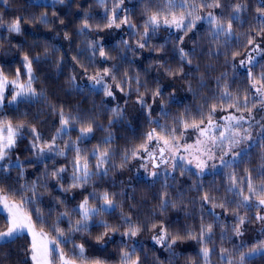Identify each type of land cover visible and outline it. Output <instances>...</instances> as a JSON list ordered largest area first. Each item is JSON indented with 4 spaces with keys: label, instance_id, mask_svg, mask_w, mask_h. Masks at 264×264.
I'll list each match as a JSON object with an SVG mask.
<instances>
[{
    "label": "snow or ice",
    "instance_id": "6c2138e0",
    "mask_svg": "<svg viewBox=\"0 0 264 264\" xmlns=\"http://www.w3.org/2000/svg\"><path fill=\"white\" fill-rule=\"evenodd\" d=\"M66 2L67 0H51L50 6L56 9L57 5H65ZM109 2L111 7L107 6ZM138 2L142 6L141 12L144 17L142 30L139 31L138 25L132 22L135 13L129 12L126 0H95V3L103 8V13L94 26L90 23L94 17L85 13L77 30L78 34L86 38L92 33L95 35L92 39H86L84 49L71 57V61L74 62L73 71L76 64L81 66L83 72L78 75L87 77L86 84L90 94L99 92L111 100H116L121 95L128 97L123 101L126 107L117 106L110 109L113 115V119L109 121L110 125L127 118V105L131 95L135 93L136 99L133 103L138 106V111L145 114V121L150 127L142 133L138 142L129 141L130 146L125 147L123 151L122 165L129 159L140 161L139 166L150 176L157 178L161 165L166 166L165 171L169 168L171 171L179 169L181 175L191 173L202 177L206 172H213L226 177L228 183L225 193L230 196L218 199L210 191L200 195L202 215L198 233L188 226H185L183 232H172L170 225L164 223L159 227L156 224L152 225L156 229V234L152 237L153 242L168 252L170 257L176 256L174 246L178 242L194 240L201 245L197 256L203 259V264H211L210 256L214 248L210 249L208 244L214 243V229L221 228L222 238L228 229V225L222 219L223 216L230 214L234 219L230 231L237 237H243L247 231L246 225L251 224L253 220L260 222V232L264 236V162L257 169L259 184L247 169L245 176H239L235 171L249 158L253 144H258L264 149V115H259L264 113V64L252 54L257 53L264 59V0H258L257 17L254 18L257 23L250 30L255 31V36H249L247 39V44L252 46L251 52L246 55L239 51L233 53L234 60L244 55L243 59L232 65L236 70H244L247 87L243 89V94H234L225 85L219 96L213 98V102L200 105L195 112L185 106L184 112L173 120L172 125L162 124L160 119L152 118L156 108L159 109L161 118L169 117V112L162 103L164 86L160 79L157 78L155 86L150 87L149 80L142 81L141 73L130 75L127 69L121 73V68L124 64L130 65L138 61L143 50L166 53L168 46L171 45L172 52L177 57V67L173 68L164 56L156 55L149 62V68L168 77L175 78L180 75L186 77L185 67L192 64L197 54V38H203L200 30L203 29L204 35L211 37L213 42H219L222 35L225 38V45L229 44L233 37L238 41L239 36L234 30V24L241 21L240 13L246 10V6L239 3L232 5L231 14L225 18L221 0H156L155 4L153 0ZM56 14L54 12V15ZM22 20L23 17H17L6 22L0 15V40L5 39V33L20 35ZM39 22L48 24L47 15H42ZM59 23L63 25L64 20L60 19ZM105 30L109 36L121 33L119 41L111 48H108L107 42L100 36ZM157 37L161 42L153 45L152 41ZM256 37H260V40L257 41ZM64 39H69L67 32L64 33ZM189 41L193 44L190 49ZM59 51L60 48H53V52ZM113 51L123 53L119 57L120 64H108L112 59L110 53ZM85 53L90 55L87 56V64H82L79 56ZM127 53H131L134 60H129ZM44 55L47 56V50ZM67 56L68 53L65 52L61 60L67 59ZM40 60V55L30 57L24 54L14 72H6L0 67V110L4 113L0 115V221H2L0 247L15 243L19 239L27 240L28 246L24 249L25 258L22 264H106V261L99 257L86 255L84 244L75 243L73 236L76 233L91 235L93 227L110 230L113 234L120 231L119 227H113L103 219H96L115 213L118 207L114 202L116 194L108 191L99 193L95 190L87 192L90 181L109 174L110 169L106 165L112 160V152L107 147L113 139L111 132L89 151L81 147V144L95 139L92 121L85 122L79 116L65 115L61 109L59 127L51 137L45 138L36 127H29L25 133L23 122L14 123L13 119H8L6 115L8 111H16L20 104H30L42 95L33 88V82L37 79L33 65ZM257 67L260 68L258 73L255 71ZM89 68L95 69L91 75L88 74ZM76 80L77 75H72L69 78V85L71 89L83 94L84 88L76 84ZM168 97L175 100V91H170ZM77 124L81 126L76 140L69 139L60 147L57 141H63L66 136L70 137L73 131H77ZM26 135L31 137L26 148L35 157L27 163L33 166L42 163L44 172L30 184L27 182L20 184L19 181L25 174V162L21 161L19 155L13 159L11 154L18 147V143L24 141ZM190 140L192 142H189ZM68 153H72L70 159ZM57 157L64 158L67 164L53 166L49 170L45 160H52L55 165ZM261 160L264 161V156H261ZM149 167L156 171H149ZM12 169L17 170L18 178L15 183L19 187H12L11 184L5 186L12 179ZM49 179L54 181L53 188L58 189L60 193H71L72 199L75 200L77 193L74 190H79V195L83 196V199L74 203L71 208L66 207L62 212L57 211L55 207L49 208L48 216H45L41 207L43 194L40 193V188L42 186L51 195L47 184ZM164 186L167 187L166 184ZM193 187L198 192L201 191L200 186ZM167 195L165 192L161 197L160 206L164 209L169 207ZM52 199L57 205L66 206L68 203L60 196H53ZM171 206L176 207L175 204ZM217 209H221L222 212L218 213ZM241 209L246 215H240ZM253 210L255 215L248 216L247 213ZM54 211L57 212L56 218L49 223ZM73 217H77L74 223ZM121 219L127 225V230L120 235L131 241L142 229L123 214ZM65 220L68 221L67 231L60 226ZM208 220L211 222H206ZM96 240L97 243L103 241L101 250H106L104 245L112 240V235L105 231L98 235ZM136 243L139 244V241ZM238 247L243 248L245 245L242 243ZM140 250H143L142 246ZM257 254L264 255V239H259L247 253L240 251L238 264H246L249 257ZM231 255L228 249L221 248L219 264H236V261L230 258ZM120 264H140L136 246L122 242Z\"/></svg>",
    "mask_w": 264,
    "mask_h": 264
},
{
    "label": "trees",
    "instance_id": "16d2710c",
    "mask_svg": "<svg viewBox=\"0 0 264 264\" xmlns=\"http://www.w3.org/2000/svg\"><path fill=\"white\" fill-rule=\"evenodd\" d=\"M156 3V0H153ZM223 7V15L227 18L232 12V5L242 4L246 6V10L240 13L241 21L234 24V30L239 36L237 41L235 37L227 45L224 44V36L219 38V42H213L212 38L204 35L203 29L200 30L203 38H197L198 46L196 55L193 58L191 65L185 67L187 76H177L175 78L166 75L158 74L156 71L149 68V62L156 55L164 56L173 68L177 67V57L172 52L171 45L168 46L166 53H155L150 50H143L138 61L132 64H124L121 68V73L125 69L130 75L141 73L142 81L147 79L150 81L149 86L154 87V82L157 78L164 86V98L162 103L165 104V110L169 112V117L161 118V113L155 105L156 110L153 113V119H160V123L173 124V120L184 112L185 106L189 107L193 112L205 103L213 102V98L219 96L225 85L234 94H243V89L247 87L244 76V70H236L233 68V63L244 58V55L233 59V53L236 51L242 54L251 52L252 46L247 44L249 36H255V31H250L256 25L258 0H221ZM129 12H134L132 22L138 25V31L142 30L144 17L141 12V4L138 0H126ZM43 5V6H41ZM51 4L39 3L35 0H0V15L3 16L6 22H10L17 17H23L21 21L22 33L8 34L5 33V39L0 40V67H3L6 72H14L16 67H19V62L24 54L30 57L37 55L41 56L39 63L33 65L34 74L37 79L33 82L37 93L42 95L38 100L29 103H22L16 111H8L6 113L8 119H13L14 123L25 124V133L29 127H36L41 131L45 138L51 137L59 127V112L63 109L65 115L71 114L85 122L92 121L94 127L95 139L91 142H84L81 147L87 148L89 151L92 147L98 144L103 138L107 137L109 132L112 134V142L107 147L112 152V160L108 167L109 174L106 177H97L90 181L87 192L93 190L102 193L108 191L115 193L114 202L118 205L116 211L112 215L97 217V220L103 219L113 227H119V232L113 234L110 230L104 228L93 227L91 235L76 233L73 240L77 244H84L86 255L90 257H99L106 261V264H120V250L123 244H132L137 247L138 255L140 256V264H203V259L197 256L201 245L194 240H185L178 242L175 245L176 256L170 257L169 253L161 249L160 245L153 242L152 237L156 234V229L152 227L156 224L157 227L161 223L170 225V231L176 232L185 230L188 226L194 232H199L201 211H200V195L205 191H210L212 195L218 199L224 198L226 195L225 188L227 187V179L222 174L206 172L204 176L197 177L191 173L180 174L179 169L171 171L169 168L165 171L166 166L161 165L159 177H152L143 168L139 166L140 161L129 159L126 164L121 163L123 151L125 147L130 146L129 141L135 143L139 141L142 133L149 129L150 125L145 121V114L138 111V106L134 105L136 99L135 93L131 95L129 104L127 105L128 115L125 120L118 121L114 124H109L113 119L110 109L113 107L124 108L123 103L128 97H118L116 100L104 97L102 93H89L88 85L86 84L87 77L80 76L79 73L83 69L79 64L75 65L73 71V61L71 57L77 55L85 47V40L92 39L95 33L90 34L87 38L78 34V28L85 13L94 17L90 23L95 24L99 21L100 14L103 13V8L99 7L95 0H67L65 5H57L53 9ZM111 7V3L107 5ZM220 11V10H216ZM54 12L57 14L54 15ZM47 15L48 24L39 22L42 15ZM60 19L64 20V24L59 23ZM206 27V26H205ZM69 34V39H64V33ZM105 32H101L100 36L107 42L108 48H111L114 43L119 41L121 33L109 36ZM191 35V33L189 34ZM109 36V37H108ZM126 39H130L125 36ZM187 40V37L185 38ZM257 41L260 37H256ZM130 42H133L130 39ZM161 42L160 38H154L153 45ZM19 45H22L20 47ZM60 48L59 52H53V48ZM192 42H188V48H192ZM211 48V54L209 49ZM47 50V56L44 55ZM67 52V59L61 60L64 53ZM113 51L110 53L112 59L108 64H120V55ZM257 57L260 63L264 64V59H261L257 53H252ZM90 53L79 56L82 64H87V56ZM129 60H134L131 53H127ZM97 59H99L97 57ZM198 66V70H197ZM95 69L89 68L88 74H93ZM255 71L258 73L260 68ZM72 75H77L76 84L84 88L83 94L79 91L71 89L69 78ZM10 78L11 75H10ZM23 79V78H22ZM135 87V85H133ZM170 91H175L176 99L172 100L168 97ZM10 108L14 106H9ZM3 110H0V115H3ZM259 115H264L260 113ZM259 115L257 119H259ZM81 125L77 124V131H73L70 137H64L63 141L58 140L60 147L64 146V142L71 139L76 140L78 129ZM255 134V129L253 130ZM30 136H25L23 142L18 143L15 151V156L19 155L21 161L25 162V174L19 183H31L32 180L40 177L44 172V165L37 163L34 166L28 164L27 161L34 160V154L26 148ZM189 142H192L191 140ZM72 153H68L69 159ZM261 156H264V149H261L258 144H253L249 152V158L241 163L235 169L239 176H245L247 169L256 183H260V178L257 175V169L260 167ZM45 162L49 166V170L53 166L59 167L67 164L64 158L57 157L56 164L53 165L52 160L46 159ZM94 163V161H93ZM114 166V167H113ZM149 171H156L149 167ZM195 171V169H193ZM231 171V170H227ZM70 174V173H69ZM12 179L6 183L12 187H19L15 181L18 178L16 169L11 171ZM175 177V179H173ZM43 181H41V185ZM48 188L51 190V195L41 186L40 193L43 194V212L48 216L49 208L55 207L57 211H64L65 208H71L74 203L83 199L79 195V190L75 200L72 199L71 193H60L58 189L53 188L54 181H47ZM167 185L165 187L164 185ZM193 185L201 187L198 192ZM167 193V201L169 207L162 208L161 197ZM86 194V193H85ZM53 196H60L68 201L67 205H57L52 199ZM175 204L176 207L171 205ZM218 213L221 209L216 210ZM57 212L54 211L49 220V223L55 220ZM121 214L129 217L133 224L141 227V231L137 237L131 241L127 237H122L121 232L127 230V225L121 219ZM240 215H246L243 209L240 210ZM248 216H254L255 211L247 213ZM77 217H73V223ZM222 219L228 225L223 238L221 236V228L214 229L213 242L208 244L210 249L214 248V252L210 256L211 264H219V253L221 248H226L232 253L231 259L238 264L239 252L247 253L249 248L254 246L259 239H264L261 235L260 222L253 220L251 224L246 225L247 231L243 237H237L230 229L235 222L231 215L223 216ZM206 222H211L210 220ZM2 226V221H0ZM65 231L68 230V221L65 220L61 225ZM108 231L112 235V240L104 245L106 250H101V241L97 243L96 237L101 233ZM107 240V236L105 237ZM139 241V244L136 242ZM244 244L245 247L238 246ZM28 242L25 239H19L15 243L0 247V264H22L24 260V249L27 248ZM142 246V251L140 250ZM71 247V245H69ZM246 264H264V255L257 254L249 257Z\"/></svg>",
    "mask_w": 264,
    "mask_h": 264
},
{
    "label": "rangeland",
    "instance_id": "374dc122",
    "mask_svg": "<svg viewBox=\"0 0 264 264\" xmlns=\"http://www.w3.org/2000/svg\"><path fill=\"white\" fill-rule=\"evenodd\" d=\"M35 1L39 2V3L51 4V0H35ZM33 88H34V83H33ZM9 99H10V97H9ZM15 151L11 154L13 159H15V157H16L15 156Z\"/></svg>",
    "mask_w": 264,
    "mask_h": 264
}]
</instances>
